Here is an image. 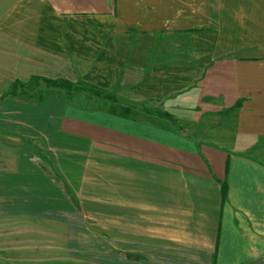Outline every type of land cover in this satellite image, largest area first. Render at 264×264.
I'll list each match as a JSON object with an SVG mask.
<instances>
[{"label":"crops","instance_id":"0c3cea01","mask_svg":"<svg viewBox=\"0 0 264 264\" xmlns=\"http://www.w3.org/2000/svg\"><path fill=\"white\" fill-rule=\"evenodd\" d=\"M0 16L183 129L0 96V264L36 260L20 230L67 225V200L123 264H264V0H0Z\"/></svg>","mask_w":264,"mask_h":264},{"label":"rangeland","instance_id":"374dc122","mask_svg":"<svg viewBox=\"0 0 264 264\" xmlns=\"http://www.w3.org/2000/svg\"><path fill=\"white\" fill-rule=\"evenodd\" d=\"M0 96L9 85L17 79L25 82V78L35 74L48 78H69L73 81H85L91 84L89 61H75L74 55L69 51H62L55 43L47 44L44 38L28 36L27 32L19 35L18 39L10 35L9 16H0ZM33 21H31V25ZM33 28V27H32ZM31 32V29H30ZM33 32V30H32ZM31 32V33H32ZM42 44V45H35ZM27 81V80H26ZM95 85V84H94ZM104 88V87H103ZM45 88L40 87L35 91H29L24 95L8 98L13 104L40 102L48 97L57 101L66 100L71 104L83 106L88 109H115L122 107L131 109V116L154 121V115L143 113V107L138 102L120 99L116 104L111 102L88 97L84 94H65L60 90H49L44 94ZM39 96L42 98L39 99ZM6 99V100H8ZM43 99V100H42ZM155 112V111H154ZM66 221L67 225L59 227L39 229L35 228L20 230L19 234L25 233L29 241L34 244H27L26 237L20 235L19 243L13 250L24 254L34 252L36 260H21L13 264H123V248L121 244L108 245L105 235L106 229H98L88 223V218L82 212H76L73 204L67 200ZM90 221V220H89ZM34 233V235H33ZM44 242V243H43ZM3 245V251H6ZM114 248V249H113ZM32 250V251H31ZM11 263V262H10Z\"/></svg>","mask_w":264,"mask_h":264},{"label":"trees","instance_id":"16d2710c","mask_svg":"<svg viewBox=\"0 0 264 264\" xmlns=\"http://www.w3.org/2000/svg\"><path fill=\"white\" fill-rule=\"evenodd\" d=\"M44 87L45 93L47 94V91L49 90H60L63 91L65 94H84L88 97L96 98V99H102L108 102H111L112 104H116L118 97L116 92L113 89H106L98 85H94L85 81H77V82H70L66 79H48L40 76H31L28 81L21 82L19 80H15L12 82L7 90L4 92L2 98L6 97H16L18 94L24 95L25 93L29 91H35L37 88ZM42 98V96H39V99ZM143 107V113L146 115H154L159 116L160 118H163L165 120H168L173 123V125H177L180 127V131H183L181 128V125L179 124L178 120L162 110L159 107L156 106H148L145 105V103L142 104ZM239 105L232 108L231 111H234V109H237ZM155 111V112H154ZM111 114L118 115L121 117H127L131 114V109L128 107H122L119 111L115 109L110 110Z\"/></svg>","mask_w":264,"mask_h":264}]
</instances>
